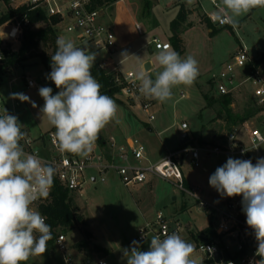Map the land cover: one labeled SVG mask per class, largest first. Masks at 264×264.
Wrapping results in <instances>:
<instances>
[{
  "label": "rangeland",
  "instance_id": "374dc122",
  "mask_svg": "<svg viewBox=\"0 0 264 264\" xmlns=\"http://www.w3.org/2000/svg\"><path fill=\"white\" fill-rule=\"evenodd\" d=\"M151 3L149 10L145 9L146 0H118L113 5L102 9V24L111 27L114 34L123 29L130 30L136 40L123 53L128 55L113 56L104 52H96V60L92 68L101 69L106 76L115 79L128 72L135 75L142 70L144 61H152L153 69L148 72L152 78L162 70L155 57L159 51L151 47L153 39H159L162 43L170 42L172 37L171 23L176 19L183 7L187 13V19L179 31L183 41L181 58L191 55L198 61L199 76L192 86L179 85L173 87L172 98L165 103L145 97L143 94L137 100L124 97L120 92L112 96L118 105L116 118L99 133L93 151L107 152V141L114 137L119 143H125L128 138L138 139L145 147V160L133 165L148 168L157 165L166 158L170 152L180 151L179 137L183 123L187 124L190 140L187 149H204L213 146L212 136L217 135L218 141L234 129H242V126L231 127L229 124L218 122L220 111L219 104L209 106L208 99H220L216 84L212 81L213 75H217L229 63L234 64L235 56L245 50L247 56L254 63L261 60L264 55V8H256L248 14L239 17L236 28L232 26L220 27L214 24L209 28L205 23L206 17L215 15L222 7V0H148ZM19 0H0V17L8 13L10 9L19 5ZM211 22L212 18H208ZM212 19V20H211ZM21 22L13 19L0 26V35L5 39L7 49L16 51L21 46V38L25 28L34 31L47 27L45 23L35 25L22 24L16 40L8 36L14 23ZM140 25L142 32L136 29ZM58 37L71 40L76 46L74 34L64 31V26L56 27ZM175 51L176 48L172 47ZM152 51V53L150 52ZM178 52V51H177ZM37 53H45L51 56L53 49L50 45L41 44ZM107 63V66H104ZM119 63V67H117ZM264 74V62L260 67ZM144 69V68H143ZM145 71V70H144ZM49 73L41 64L39 58L24 62L19 66L8 68L1 82L0 96L3 98L11 114L18 117L29 136L38 138L49 131H55L46 116H42L40 108L44 101L38 92L27 89L25 80L32 77L43 87L48 86L56 94L59 89L49 82L46 77ZM9 81H15L10 90ZM119 86V84H117ZM251 90V86H248ZM23 94L29 97V101H22L12 94ZM234 114H242L245 106L253 100L252 94L245 87L231 94ZM32 102L36 107H33ZM152 104L149 114L154 116V121L148 123V117L142 111L141 106ZM222 118H224L222 116ZM221 143V142H220ZM221 145V144H220ZM264 150V148H262ZM242 159L241 156L207 154L200 152V168H194L189 160H185L182 173L186 187L198 188L201 198L212 204H220L229 197L221 196L216 189L210 186L209 177L216 168L226 163L229 158ZM89 174L97 176L94 171ZM77 206V213L84 218L86 229L91 231L93 239L91 245L84 251H80L77 244L83 239L80 229L62 232L58 230L56 235L66 236L68 246L67 254H72L73 260L78 263L79 255L81 264L87 260L97 263L101 256L92 250L94 245L106 250L103 259L108 264H127V258L123 255V249L129 248L133 240L138 241L140 229L148 220L154 218L157 212L175 217L185 224H190L192 232L203 231L212 223V218L206 211L200 210L197 203L185 195L177 187L174 180H163L149 176L145 185L133 188H125L115 174H109L107 182L87 183L81 193L71 194ZM176 199L175 201L173 199ZM197 238V236L195 237ZM148 243L140 242V249L147 251ZM73 253H75L73 255ZM26 264H65L63 254L56 245L47 246L42 256L30 257Z\"/></svg>",
  "mask_w": 264,
  "mask_h": 264
},
{
  "label": "clouds",
  "instance_id": "9594fccd",
  "mask_svg": "<svg viewBox=\"0 0 264 264\" xmlns=\"http://www.w3.org/2000/svg\"><path fill=\"white\" fill-rule=\"evenodd\" d=\"M256 8H264V0H222L214 20L236 28L238 18ZM56 45L46 78L59 91L53 94L48 86L39 89L44 101L40 112L55 128L52 143L58 151L87 157L101 130L116 118L118 105L101 93L102 85L91 73L96 53L64 37H57ZM155 59L162 69L155 78L140 70L135 79L141 94L160 103L172 98L173 87H190L199 76L198 61L191 55L182 59L169 44L163 45ZM14 96L30 102L23 94ZM32 105L36 107L34 102ZM4 112L0 116V264H26L30 257L42 256L52 238L47 217L33 204L50 195L56 168L38 153L25 152L20 143L25 137L23 125L17 116ZM209 184L222 197L242 196L246 224L257 243L255 256L261 258L255 264H264V157L255 164L229 157L209 177ZM194 251L192 243L174 232L163 239L153 236L147 251L133 240L123 255L127 264H202L199 257H193Z\"/></svg>",
  "mask_w": 264,
  "mask_h": 264
},
{
  "label": "built area",
  "instance_id": "2783aa9c",
  "mask_svg": "<svg viewBox=\"0 0 264 264\" xmlns=\"http://www.w3.org/2000/svg\"><path fill=\"white\" fill-rule=\"evenodd\" d=\"M19 1V5L15 6V9L27 7L30 10H41L47 17L58 19L57 26L59 28L64 26L65 32L75 35V40L79 44L77 47L107 54L113 53L116 48V35L111 27L102 24L101 13L103 10L94 8V0ZM212 2L215 7H218L214 0ZM212 19L220 27L231 26L221 25L214 20V16ZM22 24L27 25L28 22L14 23L8 34L11 40L17 39ZM136 29L142 32L139 25L136 26ZM4 40L0 35V65L5 61L8 50ZM165 44L171 45L154 38L151 47L154 46V49L159 51ZM249 63L250 59L246 51L242 50L235 56L234 64H227L219 74L212 77L221 96L231 95L240 88L251 86L253 101L259 110L249 123L242 126V129H234L226 135L222 145L170 152L157 165L144 169L131 163V160L136 162L145 160V147L133 137L128 138L123 144L111 137L106 144L107 152L92 151L87 157L58 151L52 143L55 131L44 133L38 138H32L29 134H25L20 143L25 152L38 153L44 161L56 168L54 182L57 181L70 194L81 193L87 183H106L108 175L111 173L119 178L125 188L145 185L149 176L176 181L179 190L192 198L200 210L206 211L211 216L213 222L210 224L215 230L213 241L204 239L200 235L201 231L190 236L192 232L190 224H185L163 212H157L154 218L145 223L139 231L138 241L150 245L153 236L159 235L163 239L166 234L175 232L195 246L193 257H199L202 264H255V261L261 258L255 256L257 243L253 230L246 224V216L242 210V196L228 198L221 204L209 203L201 198L198 188L186 187L182 173V166L186 159L194 168L201 167V151L214 155L241 156L242 160H251L253 164L256 163L257 158L264 157L262 149L264 148V74L261 68L255 66L251 67L249 71H245ZM104 66H107V63H104ZM135 77L133 72H128L116 78L115 82L121 87L124 97L137 100L142 94L139 92V82ZM48 81L51 82V80ZM25 83L27 89L35 90L38 93L39 89L43 87L32 77H27ZM151 106L150 103L141 106L149 122L154 121V116L149 114ZM4 109L11 114L0 96V116L5 114ZM181 129L187 130V124L183 123ZM89 171H94L97 176L89 174ZM53 188L54 184L46 199L51 196ZM46 199L38 200L33 204V207L41 212L40 207ZM196 236L197 238H195ZM54 245L63 254L65 264H75L72 255L67 254L68 246L65 235H58ZM218 254L221 255L219 261L216 258ZM98 264L108 263L100 260Z\"/></svg>",
  "mask_w": 264,
  "mask_h": 264
},
{
  "label": "trees",
  "instance_id": "16d2710c",
  "mask_svg": "<svg viewBox=\"0 0 264 264\" xmlns=\"http://www.w3.org/2000/svg\"><path fill=\"white\" fill-rule=\"evenodd\" d=\"M118 0H94V8L104 9L105 7L113 5ZM6 3L9 0H5ZM151 8V3L146 0L145 9L149 10ZM13 19L19 20L21 22L27 21L31 25L45 23L47 27L40 30H32L30 28H25L21 38V46L18 50L13 51L8 49L6 51V59L2 65H0V82L3 76L6 75L8 68L12 66H19L28 60L39 58L41 64L45 67L48 73L51 72V56L57 50L56 39L58 37V19L49 18L41 10H30L27 7H21L18 9H10L7 14L0 17V26L9 22ZM187 19L186 10L182 7L176 19L171 23L172 37L170 38L171 45L176 48L178 53L183 52V41L180 36V30L182 25ZM205 23L209 28H212L211 21L206 17ZM50 45L53 49L51 56L45 53H37L39 46ZM264 62V55L261 57L260 61H257L254 66L260 67L261 63ZM91 73L93 77L102 85L101 93L109 96H113L121 91V87L115 82L113 76H106L101 69L92 68ZM209 106L214 104H219L220 111L217 117H224L227 124L231 127L242 126L247 121L255 117L259 110L256 107L254 101L250 100L245 106L242 114H234L230 106L232 105L233 99L231 95L221 96L220 99H208ZM99 143L104 146L105 143L102 142V138L99 137ZM214 141L211 143L213 144ZM189 143V142H188ZM188 143L182 145L180 149H187ZM40 210L43 215L47 217V223L51 225L52 238L48 241L47 246L54 244L57 237L56 232L58 230L62 232L72 231L80 229L83 235V239L77 244L80 251L86 250L93 239V234L91 231L86 229V223L84 218L77 213V206L75 199L71 194L63 189L57 181L54 182V188L51 196L46 199L45 203L41 205ZM200 235L209 241H213L215 237V230L210 225L201 231ZM92 250L97 252L103 258L107 252L105 249L94 245Z\"/></svg>",
  "mask_w": 264,
  "mask_h": 264
},
{
  "label": "crops",
  "instance_id": "0c3cea01",
  "mask_svg": "<svg viewBox=\"0 0 264 264\" xmlns=\"http://www.w3.org/2000/svg\"><path fill=\"white\" fill-rule=\"evenodd\" d=\"M212 16H215V15H213V14H211L210 16H208V18H212ZM212 20V19H211ZM211 24H212V26L215 24L213 21L211 22ZM137 25H139V24H137ZM140 26V25H139ZM139 32V31H138ZM141 33V32H140ZM135 41H137L136 40V38H135V36L133 35V33L130 31V30H128V29H123V30H121L120 32H118L117 33V36H116V48H115V50L113 51V56H116V55H120L121 53H123L125 50H127ZM165 43H170V42H165ZM171 47H173L172 45H171ZM150 63V65H151V68H150V70L151 69H153L154 67H153V62L152 61H148V60H146V61H144L143 62V64H142V66H141V68H142V70H145V65H146V63ZM254 62L252 61V60H250V63L247 65V67H246V70L245 71H249V69H251V67H253L254 66ZM116 65H119V63H117ZM119 67V66H118ZM144 68V69H143ZM149 70V71H150ZM1 82H3V81H1ZM1 82H0V89H1V87H2V85L3 84H1ZM15 83V81H9V86H10V90H11V92H12V85ZM247 90H249L250 92H251V90L248 88V87H245ZM12 94V93H11ZM12 95H14V94H12ZM213 99H215V98H213ZM233 106L234 105H231L230 106V108L232 109L233 108ZM15 115V114H14ZM16 116V115H15ZM215 118V120L217 119V121L218 122H221V123H225V124H227V122H226V120L224 119V118H221V117H214ZM252 120V119H251ZM251 120H249V121H247L246 123H244V124H247V123H249ZM148 123H152V122H149L148 121ZM243 124V125H244ZM188 130V129H187ZM22 131L25 133V134H29L27 131H26V129L24 128V127H22ZM184 133H186V131H182L181 132V135H183ZM189 135V134H188ZM212 141H215V142H217L216 144H214V146L215 145H222L223 143H224V139L223 140H219L218 141V136L217 135H214V136H212ZM221 142V143H220ZM213 145V144H212ZM163 159H165V158H163ZM163 159H161L158 163H160ZM225 202V201H224ZM223 202V203H224ZM221 204V203H220ZM75 253H73V255H74ZM72 255V254H71ZM76 255V257L78 258V263H76L75 262V260H74V262H75V264H81V262H80V257H79V255H77V254H75ZM100 260H104L103 258H101ZM100 260H98V262L100 261ZM105 261V260H104ZM98 262L97 263H93V261L90 259V260H87V262H86V264H98Z\"/></svg>",
  "mask_w": 264,
  "mask_h": 264
},
{
  "label": "water",
  "instance_id": "95a60500",
  "mask_svg": "<svg viewBox=\"0 0 264 264\" xmlns=\"http://www.w3.org/2000/svg\"><path fill=\"white\" fill-rule=\"evenodd\" d=\"M150 52L152 53V51H150ZM150 68H151L150 63H149V62L146 63V65H145V71H149ZM189 140H190V137H189L188 133H184L183 135H181V136L179 137V143H180L181 146H182V145H185L186 143H188ZM173 200L175 201L176 199L174 198ZM220 257H221L220 254H218V255L216 256V258L218 259V261L220 260Z\"/></svg>",
  "mask_w": 264,
  "mask_h": 264
}]
</instances>
